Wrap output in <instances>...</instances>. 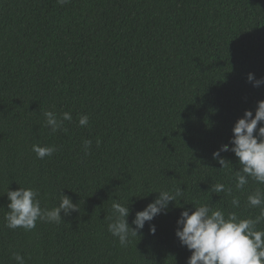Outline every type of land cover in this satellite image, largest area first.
Instances as JSON below:
<instances>
[{
	"label": "trees",
	"instance_id": "obj_1",
	"mask_svg": "<svg viewBox=\"0 0 264 264\" xmlns=\"http://www.w3.org/2000/svg\"><path fill=\"white\" fill-rule=\"evenodd\" d=\"M249 73L264 78V0H0V264H17L13 253L25 264H187L182 211L258 215L247 196L264 185L236 190L238 158L221 152L223 169L213 158L264 100ZM48 110L71 113L66 130L45 127ZM33 144L56 151L38 159ZM215 183L232 194L213 193ZM19 187L35 189L42 208L58 207L63 193L78 210L9 229L6 193ZM180 187L127 247L108 231L114 201L135 227L158 191Z\"/></svg>",
	"mask_w": 264,
	"mask_h": 264
},
{
	"label": "clouds",
	"instance_id": "obj_2",
	"mask_svg": "<svg viewBox=\"0 0 264 264\" xmlns=\"http://www.w3.org/2000/svg\"><path fill=\"white\" fill-rule=\"evenodd\" d=\"M70 0H57L63 6ZM248 81L259 87L264 84V78L256 79L254 74L249 73ZM45 127L52 133L63 128L64 121H71L70 112L57 114L48 110L44 112ZM264 100L258 101V106L253 115L252 110H246L244 116L235 123L233 137L230 144H224L213 153V158L218 160L222 169L227 167L230 161L221 156V152H233L238 158L240 168L235 171V189L243 191L251 179L257 184L264 185ZM89 117L81 115L79 125L87 126ZM259 126V127H258ZM101 141L97 139L99 146ZM91 140L84 141L85 154L90 149ZM231 145V146H230ZM32 151L38 159L51 157L56 151L53 146L32 145ZM180 188L174 192L167 190L158 191L159 196L154 202L148 204L144 210L138 211L132 224L128 223L130 209L120 202L112 203V215L106 217L110 220L108 231L113 237L119 239L122 247H127L130 238L138 236L146 222H151L157 215L166 213L170 202H176L178 196H183ZM210 191L219 194L226 192L232 194L233 188L226 187L223 183L211 185ZM10 201L5 213V226L15 230L23 228L25 231L35 229L37 221L59 223L63 218L61 213L69 215L78 210L72 199L63 194L58 207L53 209L42 208L38 199V192L33 188L19 187L17 190L7 191ZM194 211L185 209L177 221L176 236L182 246L191 252L187 264H264V229L258 228L264 222V190L257 188L247 196V206L258 208L259 214L255 217H240L235 211L225 213L224 210L213 208L208 204H193ZM233 208L240 207L239 197L231 199ZM150 232L155 234L156 227L150 224ZM17 264H25L24 257L19 253H13Z\"/></svg>",
	"mask_w": 264,
	"mask_h": 264
}]
</instances>
